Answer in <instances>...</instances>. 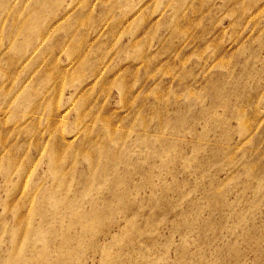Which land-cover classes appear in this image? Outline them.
Masks as SVG:
<instances>
[{
	"label": "rangeland",
	"instance_id": "1",
	"mask_svg": "<svg viewBox=\"0 0 264 264\" xmlns=\"http://www.w3.org/2000/svg\"><path fill=\"white\" fill-rule=\"evenodd\" d=\"M0 264H264V0H0Z\"/></svg>",
	"mask_w": 264,
	"mask_h": 264
}]
</instances>
